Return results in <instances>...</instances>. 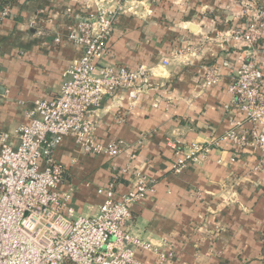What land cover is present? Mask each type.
Returning a JSON list of instances; mask_svg holds the SVG:
<instances>
[{
    "label": "crops",
    "instance_id": "crops-1",
    "mask_svg": "<svg viewBox=\"0 0 264 264\" xmlns=\"http://www.w3.org/2000/svg\"><path fill=\"white\" fill-rule=\"evenodd\" d=\"M81 1L0 0V13L10 10L0 20V136L10 135L14 145L15 131L27 122L34 102L55 99L64 73L83 54L68 34L96 9ZM139 1L138 16L119 17L106 62L145 67L150 74L134 106L127 91H118L105 98L97 121L99 142L120 141L129 148L114 159L86 155L65 137L54 154L65 170L60 189L71 194L69 207L76 215L90 216L105 201L98 190L113 180V166L125 165L135 153L117 196L131 190L135 173L152 182L153 192L134 206L127 228L172 254L165 264H264V151L223 142L206 163L172 173V144L205 145L238 122L243 130L251 128L232 108L228 87L252 49L230 35L250 21L264 23V0ZM191 48L198 53L190 55ZM179 53L186 57L177 58ZM254 59L264 71V30ZM210 71L220 83L206 87ZM163 242L169 246L162 248ZM137 259L160 264L153 252L139 251Z\"/></svg>",
    "mask_w": 264,
    "mask_h": 264
},
{
    "label": "built area",
    "instance_id": "built-area-1",
    "mask_svg": "<svg viewBox=\"0 0 264 264\" xmlns=\"http://www.w3.org/2000/svg\"><path fill=\"white\" fill-rule=\"evenodd\" d=\"M96 13L82 18L68 34V41L81 47L83 54L64 73L60 94L51 101L37 100L18 126L11 143L8 134L0 136V264H141L139 251L153 252L159 263H168L172 254L132 234L128 224L132 209L152 193V182L135 173L131 190L117 196L120 179L132 171L136 154L123 166H113L114 178L98 193L105 201L90 216L76 215L69 207L71 194L62 192L65 170L55 158V150L65 137H72L86 155L105 154L114 159L129 147L120 141L97 140V121L106 97L127 91L134 106L142 93L141 84L150 70L126 69L106 62L109 41L121 15L140 14L139 0H82ZM10 15L0 13V20ZM258 20V19H256ZM264 23L250 21L236 28L231 38L252 49L246 52L229 84L232 108L251 124L248 130L238 122L222 137L209 143H193L187 148L172 144L176 161L172 173L180 175L191 163L204 164L212 150L223 142L264 151V71L254 59L255 47L263 37ZM59 42V39L57 40ZM199 49L188 50L196 55ZM177 58H185L179 53ZM169 66V60L163 61ZM220 78L207 73L204 85H218ZM229 108V107H227ZM163 242L161 247H168Z\"/></svg>",
    "mask_w": 264,
    "mask_h": 264
}]
</instances>
